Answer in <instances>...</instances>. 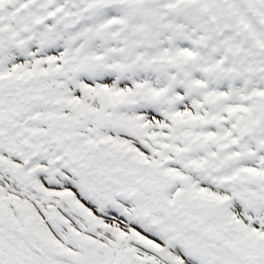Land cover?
<instances>
[{
	"label": "snow or ice",
	"instance_id": "1",
	"mask_svg": "<svg viewBox=\"0 0 264 264\" xmlns=\"http://www.w3.org/2000/svg\"><path fill=\"white\" fill-rule=\"evenodd\" d=\"M0 264H264V0H0Z\"/></svg>",
	"mask_w": 264,
	"mask_h": 264
}]
</instances>
